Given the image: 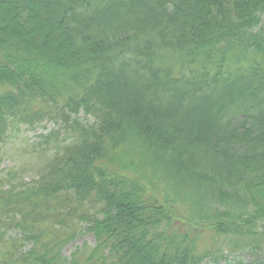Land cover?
<instances>
[{"label": "trees", "instance_id": "obj_1", "mask_svg": "<svg viewBox=\"0 0 264 264\" xmlns=\"http://www.w3.org/2000/svg\"><path fill=\"white\" fill-rule=\"evenodd\" d=\"M46 117L53 154L0 182V264H206L218 239L264 264V0H0V139Z\"/></svg>", "mask_w": 264, "mask_h": 264}, {"label": "rangeland", "instance_id": "obj_2", "mask_svg": "<svg viewBox=\"0 0 264 264\" xmlns=\"http://www.w3.org/2000/svg\"><path fill=\"white\" fill-rule=\"evenodd\" d=\"M59 129L60 122L48 117L42 119L40 123H34L31 127L25 123L11 124L0 139V182L4 177L13 178L14 183L28 182L35 178L37 171L53 154L58 142L65 135H60L57 141L50 140L47 144H44L42 137L49 132L56 133ZM41 144L43 145L40 146ZM9 170L11 173L8 175ZM15 233L17 232L11 231L9 235H15ZM94 240V234L91 232L81 233L61 248L63 256L68 260L69 254L75 248L83 243L91 246ZM201 240V244L209 241L208 237ZM27 247L26 245L25 248ZM260 258L261 254L256 255L243 249L234 250L226 240L218 239L214 253L207 257L205 262L206 264H257L256 260Z\"/></svg>", "mask_w": 264, "mask_h": 264}]
</instances>
